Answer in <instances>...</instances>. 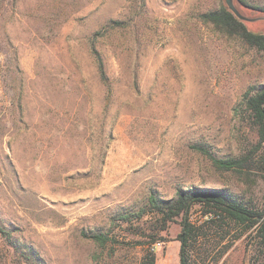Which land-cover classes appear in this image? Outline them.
<instances>
[{
	"label": "rangeland",
	"instance_id": "374dc122",
	"mask_svg": "<svg viewBox=\"0 0 264 264\" xmlns=\"http://www.w3.org/2000/svg\"><path fill=\"white\" fill-rule=\"evenodd\" d=\"M232 3L239 18L224 0H0V264H145L155 242L154 264H179L181 218L164 231L152 214L119 219L150 192L225 188L264 210V178L194 149L222 159L255 142L235 109L264 85V51L199 19L224 5L264 33V14ZM189 217L205 220L197 205ZM241 231L199 239L190 264H264Z\"/></svg>",
	"mask_w": 264,
	"mask_h": 264
},
{
	"label": "trees",
	"instance_id": "16d2710c",
	"mask_svg": "<svg viewBox=\"0 0 264 264\" xmlns=\"http://www.w3.org/2000/svg\"><path fill=\"white\" fill-rule=\"evenodd\" d=\"M244 8L264 14V6L256 5L250 0H236ZM199 19L212 25L217 31L228 37H235L240 42L255 49L264 51V33H254L239 21L224 5L199 15ZM91 53L95 59L97 72L109 93V84L104 71L103 61L98 51L92 46ZM236 115L246 120L253 132L255 142L242 149L238 155L226 158H214L204 148L194 146V149L204 154L215 169L234 174L241 182L247 181L249 175L264 178V85L250 88L242 96L241 102L235 109ZM197 205L200 208L202 220L198 225L190 220V209ZM152 214L162 221L161 231L166 230L169 223L181 218V231L177 237L180 242L179 264H190L189 252L198 244L199 239L205 238L224 226L234 225L241 232L250 231L261 250H264V210H259L250 202L228 189L192 187L176 192L174 198L164 200L150 192L144 208L136 213H123L119 216L122 221L140 219ZM2 233L4 231L2 229ZM97 244L103 245L113 241L104 233L89 236ZM7 240L16 249H25L27 260H35V253L24 244L19 243L8 233ZM31 264V263H30ZM145 264H154V254L148 252Z\"/></svg>",
	"mask_w": 264,
	"mask_h": 264
},
{
	"label": "water",
	"instance_id": "95a60500",
	"mask_svg": "<svg viewBox=\"0 0 264 264\" xmlns=\"http://www.w3.org/2000/svg\"><path fill=\"white\" fill-rule=\"evenodd\" d=\"M225 5L227 6V8L233 12V14H235V16H237L235 10H234V6L232 3V0H224ZM238 17V16H237ZM239 18V17H238Z\"/></svg>",
	"mask_w": 264,
	"mask_h": 264
},
{
	"label": "built area",
	"instance_id": "2783aa9c",
	"mask_svg": "<svg viewBox=\"0 0 264 264\" xmlns=\"http://www.w3.org/2000/svg\"><path fill=\"white\" fill-rule=\"evenodd\" d=\"M162 247V243L161 242H155L152 247L150 248V250L155 251L156 249Z\"/></svg>",
	"mask_w": 264,
	"mask_h": 264
}]
</instances>
